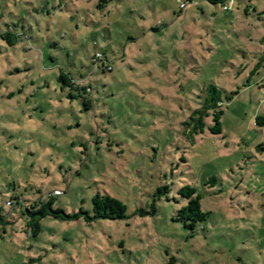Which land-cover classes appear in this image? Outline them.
Returning a JSON list of instances; mask_svg holds the SVG:
<instances>
[{
  "label": "rangeland",
  "instance_id": "1",
  "mask_svg": "<svg viewBox=\"0 0 264 264\" xmlns=\"http://www.w3.org/2000/svg\"><path fill=\"white\" fill-rule=\"evenodd\" d=\"M100 1L0 0V264H264V0ZM210 85L223 132L210 116L192 139ZM187 185L195 230L175 220ZM98 193L128 217L34 235L35 205L92 213Z\"/></svg>",
  "mask_w": 264,
  "mask_h": 264
},
{
  "label": "trees",
  "instance_id": "2",
  "mask_svg": "<svg viewBox=\"0 0 264 264\" xmlns=\"http://www.w3.org/2000/svg\"><path fill=\"white\" fill-rule=\"evenodd\" d=\"M112 0H101L98 7L104 9L107 3ZM213 4L225 3L228 0H207ZM226 7V6H224ZM4 39H9V35H4ZM100 54V53H97ZM102 56V55H101ZM100 58L95 56L93 62L96 64ZM60 80L72 90L76 89L80 91V88L76 85V82H73L69 75L62 73L60 75ZM83 94L85 95V105L89 106L91 100H88V95L91 94L90 87L82 88ZM207 94L205 95L203 101L200 104V107L195 109L190 119L184 123L185 134L188 132V135L194 139L198 134L204 133L206 128V118L212 116L213 125L208 129L214 135H220L223 132L222 125V116L223 110V100L221 97L220 90L210 85L206 89ZM229 98V97H228ZM230 99V98H229ZM257 124L264 126V116H257ZM168 192V188H160L157 192V195L161 197L163 194ZM178 194L185 198L188 202L184 205L179 211L175 220L181 222L185 227L195 230L196 227L207 220L208 213L204 212L201 203V196L197 193L196 188L187 185L182 187ZM92 213L88 211L81 210L79 214H69L62 208H54V202L51 200L48 203H39L33 207L32 210H28V214L31 218V226L33 228L34 235H37L41 230L40 222L46 217H53L56 219H66V220H76L84 215L88 222H96L99 220H123L128 217V208L127 206L118 198H115L109 194L98 193L94 196L92 201ZM141 215L156 214L155 205H152L150 212H139ZM4 223V218L0 215V224ZM167 264H177L175 257H172Z\"/></svg>",
  "mask_w": 264,
  "mask_h": 264
},
{
  "label": "built area",
  "instance_id": "3",
  "mask_svg": "<svg viewBox=\"0 0 264 264\" xmlns=\"http://www.w3.org/2000/svg\"><path fill=\"white\" fill-rule=\"evenodd\" d=\"M182 7L184 8L185 7V4H182ZM97 57L98 58H101L102 56H101V54H97Z\"/></svg>",
  "mask_w": 264,
  "mask_h": 264
}]
</instances>
